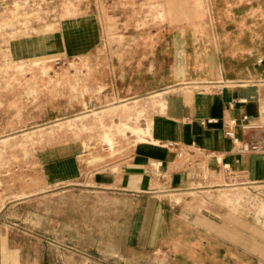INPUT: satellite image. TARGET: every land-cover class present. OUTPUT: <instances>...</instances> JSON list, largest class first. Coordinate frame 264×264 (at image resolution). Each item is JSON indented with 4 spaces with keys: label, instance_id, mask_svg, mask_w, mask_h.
<instances>
[{
    "label": "rangeland",
    "instance_id": "1",
    "mask_svg": "<svg viewBox=\"0 0 264 264\" xmlns=\"http://www.w3.org/2000/svg\"><path fill=\"white\" fill-rule=\"evenodd\" d=\"M81 14L98 26L97 45L84 55L8 56L11 40ZM217 61L232 72L264 69V0H0V235L31 264L56 263L55 250L63 263L86 253L147 264L126 248L141 202L98 189L92 174L115 172L145 142L166 86L198 79L204 68H193ZM70 144L83 148L82 176L47 186L38 155ZM148 175L160 199L177 193L161 173Z\"/></svg>",
    "mask_w": 264,
    "mask_h": 264
},
{
    "label": "crops",
    "instance_id": "2",
    "mask_svg": "<svg viewBox=\"0 0 264 264\" xmlns=\"http://www.w3.org/2000/svg\"><path fill=\"white\" fill-rule=\"evenodd\" d=\"M97 36L94 17L81 14L51 31L11 40L8 56L14 62L79 57L97 45ZM225 65L207 62L193 68H204L198 79L166 86L145 142L116 162L115 172L92 174L98 189L141 202L126 248L146 256L147 264H264V69L232 72ZM245 124L256 128L243 130ZM229 129L233 138L225 135ZM250 142L257 143V151L238 152ZM169 143L177 144L182 156L168 149ZM80 147L40 152L37 162L47 186L82 176ZM151 161L161 163L162 186L177 192L173 198L162 200L150 192L153 179L146 169ZM54 253L56 263L41 258L40 264H114L92 261L86 253H79L80 262L63 263L58 250ZM0 264L31 263L21 247L0 235Z\"/></svg>",
    "mask_w": 264,
    "mask_h": 264
},
{
    "label": "built area",
    "instance_id": "3",
    "mask_svg": "<svg viewBox=\"0 0 264 264\" xmlns=\"http://www.w3.org/2000/svg\"><path fill=\"white\" fill-rule=\"evenodd\" d=\"M247 120V117H243V121H246ZM230 125H234V122L232 121ZM255 126H249L247 124L245 125H241V128L243 130H250L251 128H254ZM256 128V127H255ZM225 135L229 138H233V134H232V131L231 129L227 130L225 132ZM166 147L168 149H171L175 152V155H177L178 157L182 156V150H180V148L178 147L177 144H172V143H169L166 145ZM258 150V145L257 143H254V142H250L249 144H243L242 146H240V148L238 149V152L239 153H246V152H251V151H257ZM160 168H161V163L158 162V161H151L149 164H148V169H147V173L153 175V176H156L157 174H159V171H160Z\"/></svg>",
    "mask_w": 264,
    "mask_h": 264
}]
</instances>
